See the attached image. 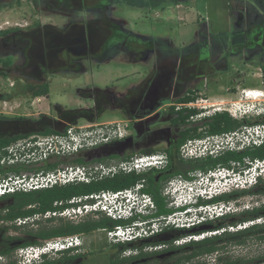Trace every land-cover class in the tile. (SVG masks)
Instances as JSON below:
<instances>
[{"label":"flooded vegetation","instance_id":"flooded-vegetation-1","mask_svg":"<svg viewBox=\"0 0 264 264\" xmlns=\"http://www.w3.org/2000/svg\"><path fill=\"white\" fill-rule=\"evenodd\" d=\"M180 2H183V0H0V14L21 13L22 11V17L24 18L20 21H24V19L30 20L29 22H23L24 25H21L20 22L7 20L3 21L4 23L1 22L0 47H9L17 50L24 66L25 62L29 61L30 51L33 46H38L39 53L37 51L35 55L37 57L41 55V59L39 58L40 62L46 60L47 55L45 54L49 51L48 47H57L58 56L62 57L61 63L67 65H71V63L72 65L73 63L77 64L84 58L101 54L102 47L106 48L107 53L114 47H120L130 57L140 55H144L145 57L153 54L155 57L161 58L160 44L162 39L154 37L145 38L131 33L124 27V22L112 18V11L117 4H126L138 9L157 10L166 3L180 7ZM252 2L256 7L255 10H260L259 18L263 17L262 20L246 24L234 22L224 39L220 38V36H218L219 38H213L209 35L208 30L201 29L198 31L194 41L186 48L185 53L169 50L168 54L166 53L167 55L164 54L166 56L161 60L159 65V68L161 65L162 67L158 68V72L161 75L158 78V74L155 76V73H153L149 77L154 79L146 84L147 88H144V91L139 95L136 107L130 111L134 113L133 116L138 115L139 118H135L138 122L149 120L151 118L150 115L154 111H158L164 102L168 100H174L170 103V107L174 108V112H178L183 108L186 109L187 105L193 103L198 98L216 99V96H207L195 92L196 86L200 85V87L207 89V84H201L199 81H203L204 83L209 78L228 71L230 66L227 61L228 57L232 55H240L245 60L250 59L252 62L250 67L257 65L260 72L259 76H262L264 69V0H252ZM46 14L63 16L67 19V23H64L62 26L46 23L43 18ZM78 14H83L85 19H79ZM2 17L6 16L3 15ZM31 19L35 20L32 21ZM96 35H99V39L102 40L99 47L100 50L97 51L98 53H95L92 48L94 41H96L94 38ZM129 45H132L134 48L127 52V46ZM166 45L171 44L167 42ZM70 57L72 58L71 61L69 60ZM186 58L191 59V63L186 65L187 67L182 63V60H186ZM29 66L26 64V70ZM47 67L49 66L47 65ZM165 71L167 73L169 71V76H167L169 79L168 89L162 86V79L166 78L160 72ZM225 78H228L227 83L233 85L231 88H234L235 92H237L240 85L235 83L234 80H230L228 76L217 77L214 82L215 84L223 85L221 88H224L225 84L223 81ZM235 92L233 90V93ZM184 95L191 96L194 100L187 103L180 102L179 100ZM214 105V103H209L208 108H212ZM157 114L155 113L154 115ZM218 114L225 113H215L208 118H203L199 123L190 121V117L197 115L196 113L192 114L186 119V123L188 124L186 127L173 123L176 113L168 115L169 120L167 122L156 123L157 127L154 128L155 133L158 135L156 144L164 145L165 149L173 152L185 128H195L197 124L206 126ZM156 124L154 125L156 126ZM129 138H131V141L128 145L125 143L124 147L118 146L113 152L126 155L131 153L134 147L140 146L141 142L139 139L134 141V137ZM243 160L242 162L230 161L229 165L230 167L234 165L235 169H238L240 165H243ZM216 166L227 168L221 163ZM192 171L203 172L204 170L188 169L186 173L177 175L176 169L169 160V164L165 169L148 172L139 179L144 184L141 192L151 197L155 211L148 217L141 218V220L147 223V228L150 229V232L146 237L128 243L127 248L124 250L129 251V256L126 257L128 259L121 264H191V259H181L182 255L189 252L193 246V243L189 240L187 241V239L210 231H220L218 235L221 238L219 239L220 243L218 244L219 249L217 252L220 253L221 259L224 261L225 259H230L229 256H226L230 250L233 253H239L240 251L247 252L253 244H255L254 246L264 244V186H262L264 183L262 180L251 188L236 190L232 195L227 196V199L220 198L213 202L204 203L205 205L218 203H222L223 205L233 204L236 210L235 214L225 215L227 217L224 220L205 221L187 229L176 228L172 225L166 226L164 219L167 216L179 214L180 211L171 206L172 199L165 196V191L168 187L171 188L173 186L178 176H184ZM13 203L12 199L0 201V216H6L7 210L5 207L7 205L11 206ZM159 204H162L163 209L169 211V213L158 215ZM18 219L24 218L14 220L1 219L0 231L6 224L10 227H16L15 222ZM87 221L95 220L85 217L77 223H73L51 218L44 222L46 225L56 226L66 222L79 225ZM177 221L179 222V219ZM177 221L175 220V222ZM122 224L124 223L122 222L120 225ZM155 226L157 229H154ZM217 226L219 228H216ZM230 227L233 228L232 231L228 230ZM105 230H93L76 234L82 239V247L79 252H74L75 250H73L67 253L68 256L73 257L69 259L68 263L85 264L93 262L99 259V254H101L105 257V264H111L110 258L115 252L109 253V251H106V246L98 250L99 252L95 249H86L84 247L83 237L97 232L105 235ZM11 231L8 230L4 236H11ZM227 232L233 233V235L230 237ZM2 237L3 234L0 233V244L2 243ZM224 238L228 239L224 241L222 240ZM179 240H184L185 242L177 245L176 242ZM22 243V240H17L15 243H10L9 246L13 247ZM203 256L208 257L210 255L206 253ZM198 258H201V256L195 259ZM231 260L233 264H264V255L242 258L238 254L234 255ZM198 264L205 263L198 262Z\"/></svg>","mask_w":264,"mask_h":264},{"label":"built area","instance_id":"built-area-1","mask_svg":"<svg viewBox=\"0 0 264 264\" xmlns=\"http://www.w3.org/2000/svg\"><path fill=\"white\" fill-rule=\"evenodd\" d=\"M258 87H239L238 99L227 103V107L214 105L208 108L205 98H198L187 105L197 115L190 121L199 123L215 113H225L234 121H246L235 130L219 134H208L205 125L195 127L198 137L189 138L181 144L177 156L183 161H202L218 159L226 153H239L253 150L264 145V80L259 76ZM130 135L129 121L104 123H84L64 125L61 132L52 134H32L13 141L0 149V198L14 193L47 190L68 185H89L116 176L142 177L151 171H160L169 164L166 151L150 154L130 155L125 160L105 159L104 152H113L120 143ZM76 160H81L77 163ZM234 166V165H232ZM237 172L227 171L220 166L206 171H192L178 176L173 186L168 187L165 196L179 191L181 195L172 200L171 206L178 207L184 203H198L193 217L182 222L171 215L164 220L166 226L191 228L205 221H213L225 215H233V204H203L236 190H245L264 182V158L246 157ZM47 167V168H46ZM50 167V168H48ZM259 176L261 180L259 181ZM139 178V179H140ZM123 190H103L97 193L72 196L52 203V209L33 214L29 218L18 219L16 225H26L40 220H65L77 223L80 219L90 217L98 220L105 217L124 224L104 231L110 245L127 244L146 237L150 229L141 218L148 217L155 211L152 199L142 193V180ZM36 205L28 206L33 209ZM175 220L177 222H175ZM154 229H157L155 226ZM232 231L233 228H228ZM220 231H210L192 236L187 241H198L205 237L218 235ZM184 240L176 242L183 244ZM82 239L78 235L55 237L36 246L17 249L18 263H40L44 258L54 259L65 251L79 252ZM124 251L121 257H128ZM209 257V256H208ZM1 258V257H0ZM212 261L214 259L208 258Z\"/></svg>","mask_w":264,"mask_h":264},{"label":"rangeland","instance_id":"rangeland-1","mask_svg":"<svg viewBox=\"0 0 264 264\" xmlns=\"http://www.w3.org/2000/svg\"><path fill=\"white\" fill-rule=\"evenodd\" d=\"M179 4H181L180 7H176L166 3L157 10L138 9L126 4H117L112 11V18L124 22V27L131 33L145 38L162 39L161 58L155 57L153 54L145 57L144 55L130 57L120 47H114L105 54V57L99 58L101 54H96L94 57L82 59L77 64L67 65L61 63L62 57L58 56L57 47H48L49 51L45 54L47 55L46 60L40 62L41 55L40 57L35 55L38 46H33L29 61L25 62L24 66L17 50L0 47V138L17 134L38 133L46 128H59L56 123L80 125L87 122L129 121L131 137H134V141L139 139L141 142L140 146L134 147L129 154L138 153L139 150L147 146L157 149L164 148V145L156 144L158 135L154 128L157 127V122L163 123L169 120L168 108L174 100L164 102L162 107L158 111H154L147 121L138 122L133 117L134 113L130 111L136 107L139 95L144 91V88H147L146 84L154 79L149 77L153 73L155 76L158 74V78L161 75L158 68L161 60L168 54L167 52L175 50L181 53L194 41L201 29L208 30L209 35L213 38L220 36L224 39L234 22L246 24L263 19L261 16L259 18L260 10H255L256 7L252 0H183ZM3 15L6 17H2ZM22 16V11L21 13L0 14V23L7 20L20 22L21 25H24L23 22L30 21L28 19L20 21L24 18ZM43 18L44 22L56 26L67 23V19L60 15L46 14ZM78 18L85 19V16L78 14ZM94 38L96 41L92 48L95 53H98L102 40L99 39V35ZM167 42L171 45H166ZM133 48L132 45L127 46V52ZM69 60L71 61L72 58L70 57ZM190 60V58L183 59L182 63L186 66L191 63ZM227 62L230 66L228 71L209 78L204 83L199 81L201 84L206 83L207 89L200 85L196 86L195 92L216 96V99H208L207 103L227 107V103L238 99L235 94L237 92L231 88L233 85L227 83L228 78H225L224 88H221L223 85L214 82L217 77L228 76L240 87L250 88L259 85L260 72L257 65L250 67L252 63L250 59L245 60L240 55H232L228 57ZM26 64L30 65L27 70ZM160 73H163L166 78L162 79V86L168 89L169 71ZM43 84H48V95L35 97L30 89H36ZM96 91H101V93L98 96L95 93L94 96L93 93ZM112 93L127 97L123 109L118 108L114 103L110 105L107 99H104L103 103L101 102L103 98H106L105 96ZM110 98L112 99V97ZM155 113L158 114L154 115ZM262 120L264 117L257 121ZM241 167L243 166L240 165L238 169H235L234 166L224 169L237 172ZM262 178L264 179V177ZM44 226L53 227L46 225L43 220L29 222L27 225H17L14 227L16 228L14 231L8 224L4 225L12 230L11 236H23L22 229L38 230ZM83 241L86 249L98 251L106 246V251L109 253L116 251L110 249L111 245L108 244L103 233L97 232L88 235L83 237ZM254 245L247 252L233 253L230 250L226 256L232 259L234 255L238 254L242 258L264 255V244ZM16 251L9 256L1 257L0 264H22L18 263ZM218 255L220 253L211 254L209 257L201 256L194 261L215 264V258ZM208 258L214 259V261ZM105 262V257L99 254V259L85 264H105Z\"/></svg>","mask_w":264,"mask_h":264},{"label":"trees","instance_id":"trees-1","mask_svg":"<svg viewBox=\"0 0 264 264\" xmlns=\"http://www.w3.org/2000/svg\"><path fill=\"white\" fill-rule=\"evenodd\" d=\"M178 52V51H177ZM183 53L186 52V49H183ZM106 48H101V56L105 57ZM262 78L264 80V69L262 71ZM32 94L35 97H46L49 92L48 84L40 85L38 88H31L30 89ZM133 90V89H132ZM98 96L101 91H96L93 93V95ZM106 98L102 99V103L104 102V99H107L109 101V104H115L118 108L121 109L124 108V104L127 102V97L125 95L119 96L115 94H108L105 96ZM112 97V99L110 98ZM194 98L191 96L184 95L179 101L183 103H187L190 101H193ZM176 113V118L173 120L174 124H177L179 126L186 127L188 124L186 123V119L192 115L195 114L194 110H186L181 109L178 112H174L173 107L168 108V115H174ZM134 118H139L137 116H133ZM20 120V119H19ZM244 123H247L246 121L238 122L234 121L227 114H218L214 116L211 121L206 125L207 127V133L208 134H219L222 132H228L235 130L236 128L240 127ZM57 126L60 128L61 124L56 123ZM58 128V129H59ZM57 128H46L45 130L38 132V133H25V134H17L12 135L10 137H3L0 138V149L9 145L15 140H18L20 138L32 135V134H52L56 133ZM199 135L196 134V127L191 128L187 127L185 128V131L183 132L180 140L175 145V148L173 152H170L168 149L162 148L157 149L153 147H145L138 151V154H150L155 151H166L169 160L172 162L173 167L176 169V174L186 173L188 169L191 170H204L206 171L209 168H214L217 164H222L223 166L229 168V162L230 161H237L242 162L243 158L249 157L251 159H263L264 158V145L260 146L258 148H255L253 150H245L239 153H226L223 156L219 157L218 159L212 160V159H206L202 161H182L177 156L178 148L181 144H183L187 139L198 137ZM131 154L122 155L120 153H114L106 151L104 152V156H101L99 160H105V159H117V160H125L127 159ZM77 163H81V160H76ZM47 168V167H46ZM50 168V167H48ZM140 177H134V176H116L112 179H105L103 181L92 183L89 185H68L65 187H54L52 189L47 190H38V191H31L27 193H14L10 195H6L4 197L0 198V201L12 199L14 201L13 205H7L6 210L7 214L6 216H0V220H14L17 218H26L28 216H31L33 214L42 213L47 210L52 209V203L54 201L58 200H65L72 196H80L85 194H91V193H97L103 190H123L126 188H129L135 184V182ZM264 183V182H263ZM264 186V184L262 185ZM231 194L222 195L220 197H217L213 200L207 201V202H213L220 198L227 199V196H230ZM203 204L206 202H202ZM36 205L33 209H27V206ZM159 206V214H168L169 211H165L163 209L162 204ZM227 216H223L216 220H224ZM214 221V220H213ZM212 221V222H213ZM211 222V221H206ZM122 222L120 221H113L110 219H107L105 217H100L98 220L95 221H87L84 223H81L79 225H73L70 223H64L59 224L53 227H41L38 230H24L22 229L21 232H23V236H4L6 235V232L9 230L10 227H3L0 231V233L3 234L2 237V243L0 244V256L5 257L9 256L12 252H14L16 249L21 247H30V246H36L42 243V241L55 238V237H62V236H70V235H76L81 234L85 232L90 231H98L101 229H111L117 225H120ZM204 223V222H203ZM14 230L16 228L12 227ZM216 228H219L218 226ZM229 233V232H227ZM233 233H229V236L231 237ZM220 235H213L210 237H205L198 241H191L193 243L192 249L189 252H186L182 255L181 259H187L192 261L191 264H198V262H195V258L198 256H203L204 254H214L219 253L217 252L219 247L218 244L220 243L219 237ZM228 238H224L222 240L226 241ZM17 240H22L23 243L17 246L10 247V243H15ZM127 244H118V245H111L110 249H115L114 255L110 258L111 264H121L123 261L127 260L126 257H121L122 252L127 248ZM69 251H65L61 256L56 257L54 259H46L44 258L40 263L37 264H69V259H72L73 257L68 256L67 253ZM215 264H233V261L231 259H225L222 260L221 256L218 255L217 258H215ZM14 264V263H9Z\"/></svg>","mask_w":264,"mask_h":264},{"label":"clouds","instance_id":"clouds-1","mask_svg":"<svg viewBox=\"0 0 264 264\" xmlns=\"http://www.w3.org/2000/svg\"><path fill=\"white\" fill-rule=\"evenodd\" d=\"M261 176H259V181L261 180L260 178ZM181 195V193L179 191L176 192H172L171 194L168 195V197H170L172 200ZM207 202V201H205ZM198 203H184L183 205H180L178 207H175L176 210H179V214H175L174 216L181 220L182 222L186 223L187 219L193 217V215L197 212H194V210L197 208ZM173 207V206H172Z\"/></svg>","mask_w":264,"mask_h":264},{"label":"water","instance_id":"water-1","mask_svg":"<svg viewBox=\"0 0 264 264\" xmlns=\"http://www.w3.org/2000/svg\"><path fill=\"white\" fill-rule=\"evenodd\" d=\"M63 128H64V124H61V127L59 129L57 128V132H61L63 130ZM130 141H131V138H128L125 142L120 143V146L124 147L125 146L124 144L127 143V145H128L130 143ZM170 166H171V164H170Z\"/></svg>","mask_w":264,"mask_h":264}]
</instances>
